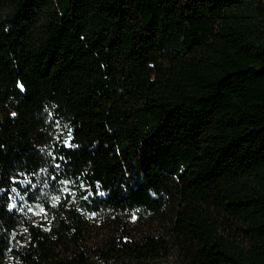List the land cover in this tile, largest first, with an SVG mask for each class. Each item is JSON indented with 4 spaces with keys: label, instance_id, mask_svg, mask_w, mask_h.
<instances>
[{
    "label": "trees",
    "instance_id": "obj_1",
    "mask_svg": "<svg viewBox=\"0 0 264 264\" xmlns=\"http://www.w3.org/2000/svg\"><path fill=\"white\" fill-rule=\"evenodd\" d=\"M169 260L264 264V0H0V264Z\"/></svg>",
    "mask_w": 264,
    "mask_h": 264
},
{
    "label": "rangeland",
    "instance_id": "obj_2",
    "mask_svg": "<svg viewBox=\"0 0 264 264\" xmlns=\"http://www.w3.org/2000/svg\"><path fill=\"white\" fill-rule=\"evenodd\" d=\"M40 214H41V209H40ZM41 217V215H40ZM168 264H173V260H169Z\"/></svg>",
    "mask_w": 264,
    "mask_h": 264
}]
</instances>
